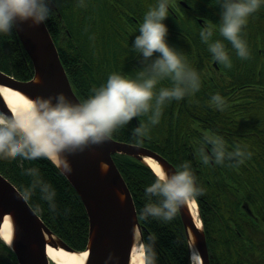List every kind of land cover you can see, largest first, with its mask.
Masks as SVG:
<instances>
[{
    "label": "trees",
    "instance_id": "obj_1",
    "mask_svg": "<svg viewBox=\"0 0 264 264\" xmlns=\"http://www.w3.org/2000/svg\"><path fill=\"white\" fill-rule=\"evenodd\" d=\"M53 1L58 11L52 9L45 23L59 50L58 54L68 74L70 85L81 102L93 95L94 88L104 85L112 73L135 78L142 65L138 53L133 50V41L139 35V26L146 12L157 3V0H83V7L80 6V0ZM170 2L178 3L179 0ZM216 15L218 17L215 19L219 23L220 15L217 13ZM123 16L129 19L130 25L127 26ZM252 17L253 20L263 23L264 27V6ZM165 23L178 30V21L172 14H169V19ZM127 30L129 32H126ZM178 46L177 44L176 47ZM198 47L202 55L190 53L186 56L196 71L201 70L200 57L204 59L203 68L206 75L203 77L199 74L202 78V89L181 101L166 103L160 123L155 126L149 125L150 131L147 136L140 138L133 135L136 128L133 119L114 132L111 138L152 149L164 156L177 171L181 170V165L185 163L190 165L197 178V186L204 190L196 199L202 209L210 249L215 252L218 246L214 193H221L223 198L232 193L231 201L234 203L237 216H243L239 207L243 199L248 198L256 212L264 206V193L262 196L256 194L257 181L260 182V177L255 178L257 172L251 167L255 164L259 166L264 191V98L258 100L256 112L244 111L246 107L252 106L250 90L229 92L228 89L237 84L245 85L246 81L239 77H231L232 81L228 78L216 81L209 72L214 59L208 47L202 42L198 43ZM219 66L228 72L229 69L221 64ZM0 70L20 81H27L33 77L32 60L24 49L15 27L11 35L0 34ZM258 76H261L264 82V75ZM161 84L164 85V82ZM159 88L158 85L157 90ZM217 93L225 102L223 110L211 103L212 96ZM205 110L215 113L219 120L217 129L223 131L224 135L220 133L207 135ZM136 119L138 125L148 122L147 115ZM209 136L223 138L224 148L218 151L212 149L209 154L210 141H207ZM237 152L245 154L250 152L252 155L250 159L245 158L247 163L238 164L239 158L235 156ZM217 153L225 155L222 164L215 162ZM205 157L208 159L207 164L204 163ZM212 157L214 164L210 162ZM114 160L135 202L142 229L146 264L149 259L151 264H192L188 237L179 212L170 221L152 217L144 219L141 215L146 204L157 200L146 192L157 176L148 165L133 157L116 154ZM29 168L38 169L39 179L50 184L55 190L54 203L57 209L56 211L50 209L49 203L42 199L39 188L27 199L31 207L40 214L47 227L60 240L77 253L85 251L89 241L88 215L80 196L61 170L48 159L32 161L21 157L0 159V173L22 193L26 188H31L33 183L34 178L25 174V170ZM232 184H235L236 192L231 187ZM218 197L221 198V195ZM243 221L249 227L257 226V223L247 218ZM225 228L228 229L224 226L220 232H224ZM0 264H18L14 252L1 240Z\"/></svg>",
    "mask_w": 264,
    "mask_h": 264
},
{
    "label": "clouds",
    "instance_id": "obj_2",
    "mask_svg": "<svg viewBox=\"0 0 264 264\" xmlns=\"http://www.w3.org/2000/svg\"><path fill=\"white\" fill-rule=\"evenodd\" d=\"M49 3L50 0H0V34L11 35L20 23L31 21L38 26L46 22L52 10ZM215 3L220 9L219 35L231 44L240 59H250L243 31L249 17L264 6V0H215ZM80 6H84L83 0ZM169 7L170 0H157L139 26L133 50L139 54L142 67L135 78L112 73L107 82L94 88L93 95L83 102L73 103L60 94L54 99L29 100L30 107L23 114L0 115V159H48L70 173L68 155L106 142L134 118L147 115L148 122L133 130L134 136L145 137L150 131L149 125L160 123L166 103L198 92L200 75L189 65L187 56L168 42L169 28L165 21L169 19ZM213 36L212 27H201L200 38L208 45L213 59L231 69L232 60L225 44L213 40ZM164 80H169L171 86L157 90ZM211 103L223 110L225 102L217 93L212 96ZM251 155L250 152L235 153L238 164H243ZM224 159L223 153H217L215 162L222 164ZM204 163H208L207 157ZM25 174L34 179L31 188L22 193L23 197L28 199L39 188L42 199L56 211V192L50 184L39 179V170L29 168ZM203 191L197 186V178L188 163L171 175L161 170L155 182L146 189L147 194L157 200L146 204L141 215L144 219L170 221L182 205L202 195ZM148 264H151L150 259Z\"/></svg>",
    "mask_w": 264,
    "mask_h": 264
},
{
    "label": "water",
    "instance_id": "obj_3",
    "mask_svg": "<svg viewBox=\"0 0 264 264\" xmlns=\"http://www.w3.org/2000/svg\"><path fill=\"white\" fill-rule=\"evenodd\" d=\"M50 6L57 9L52 0ZM20 41L34 65L31 80L20 81L0 70V111L14 115L1 88L22 93L30 100L55 98L63 94L73 103L80 100L70 85L58 48L46 23L38 26L31 21L15 27ZM136 124V123H135ZM138 126V124H137ZM115 154L145 162L155 160L169 175L176 169L156 152L135 144L110 138L67 156L70 173L58 167L80 196L89 221V257L85 264H130L133 247L142 229L131 192L116 163ZM187 230L190 247L196 245L203 264H209L204 232L199 229L187 203L179 208ZM6 219L12 224V249L19 264H50L48 246L77 253L42 222L17 187L0 173V229Z\"/></svg>",
    "mask_w": 264,
    "mask_h": 264
},
{
    "label": "flooded vegetation",
    "instance_id": "obj_4",
    "mask_svg": "<svg viewBox=\"0 0 264 264\" xmlns=\"http://www.w3.org/2000/svg\"><path fill=\"white\" fill-rule=\"evenodd\" d=\"M216 13L219 14L220 9L218 4L215 3V0H179L178 3L170 2L169 14H172L178 21V30L172 29L171 25L168 26V42L171 46L177 48L185 55H190V53H200L202 55L198 47V43L202 42L200 38L201 27L204 25L212 27L214 30L213 40H221L225 44L230 54L233 66L228 70V72H225L222 70V67L219 66V63L213 60L212 66L209 68L211 77L216 79V81L227 78L232 81L231 77H239V79L243 78L246 81L245 85L237 84L231 86L228 90L229 92H237L238 90L243 89L248 90L252 88L249 83L252 76L264 75L263 23L253 20L252 16L249 17L248 24L243 31V38L247 41L251 52V58L242 60L236 55V52L232 48L231 44L224 41L223 37L219 35V23L215 19L216 16L218 17ZM256 13H258V11ZM122 18L127 26L131 24L126 16H123ZM255 25L260 27V34H254L249 31V28ZM126 32H129V30ZM177 44L179 45L178 47H176ZM205 45L208 47L207 44ZM137 55L139 56V54ZM140 59L141 58L139 56V60ZM203 60L204 59L200 57L201 70H197V73L205 77L206 71L205 68H203ZM200 80V89H202L201 77ZM213 81L216 82L215 80ZM163 82L164 85L160 84V87L171 86V82L169 80H164ZM205 137L207 138V136ZM207 141H210L208 146L211 150L214 149L218 151L220 148H224L223 138H209ZM233 158L235 159V157ZM210 162H212V164L215 163L213 157ZM245 162L247 163L246 160ZM251 167L253 168V166ZM258 168L259 167L256 166V170L254 168L253 170L257 172ZM258 176L260 177V182L256 180V194L258 196H262L264 191L261 186L262 176L259 172L256 173L255 178ZM228 178L230 177L228 176ZM245 181L247 182V176H245ZM228 186H230L229 183ZM231 187L235 189V192L237 191L235 184H232ZM231 194L232 193H229L227 197L224 198L219 192L213 194L218 250L215 252L211 251L207 237L209 246V264H264V206H262L259 212H256L253 207V203L248 198L243 199L240 202L239 207L240 213L245 216H237L234 210V203L231 201ZM218 195H221V198H219ZM254 201L255 198L253 199V202ZM197 205L200 215L198 219L205 229L206 225L202 215V209L199 206V203ZM244 218L257 223V226L255 228L249 227V225L243 221ZM224 226H227L228 229L225 228L224 232H220V230L224 229Z\"/></svg>",
    "mask_w": 264,
    "mask_h": 264
},
{
    "label": "bare ground",
    "instance_id": "obj_5",
    "mask_svg": "<svg viewBox=\"0 0 264 264\" xmlns=\"http://www.w3.org/2000/svg\"><path fill=\"white\" fill-rule=\"evenodd\" d=\"M53 3H54V1H53ZM55 6L57 8L56 4H55ZM53 10L58 11V8L53 9ZM58 15L60 18H62V15L60 12H58ZM47 28H48V26H47ZM260 30H261L260 27L256 26V25L249 28V31L251 33H254V34H260L259 33ZM50 34H51V32H50ZM51 36H52V34H51ZM188 63L191 66V63L189 61H188ZM34 73H35V71H34ZM7 75H9V74H7ZM9 76H12V75H9ZM249 83L252 86V88L249 89L251 92L252 106L246 107V109L244 111L251 110L249 112L253 113V112H256L258 110V107H257V103L259 102L258 100L260 98H264V82L262 81L261 76H256V77L251 78ZM1 92H2L5 100L7 101L9 107L12 109L14 114H23V113L28 111V109L30 107V105H29L30 99L27 98L25 95H23L20 92L15 91V90L9 89V88H1ZM185 99H186V97H185ZM173 102H175V100H173L172 103ZM205 120H206L207 135H208V133H216V134L220 133V134L224 135L223 131L217 129L219 120L217 119V117L213 111L205 110ZM145 161H146V164H148L154 170L156 176H158L160 171L163 170L162 166L159 165V163H157L155 160L146 157ZM167 162L170 165H172L174 168H176L169 161H167ZM256 166L259 167L257 164H255L253 166V168L255 169ZM257 172H259V170ZM257 201L259 202V199H257ZM188 205L191 208L193 215L195 217L197 215V217H196L197 218V224L202 229V223L198 219L200 217V215H199V210H198V206H197L196 202L194 200H193V202L190 200V201H188ZM32 209H33V207H32ZM33 210L35 211V209H33ZM0 237L3 240H5L8 244H12L13 231H12V226H11L9 219H6L5 223L3 224V227L0 230ZM192 246H193V251H194V253H193L194 264H201V259L197 253L196 245L193 242H192ZM47 251H48V255H49L50 260L56 264H85L87 257H88V252L71 253V252L64 251L62 249H56V248L51 247V246H48ZM141 260H143V264H146L144 247L140 241V238L138 237L137 241L133 247V250H132L130 264H141Z\"/></svg>",
    "mask_w": 264,
    "mask_h": 264
},
{
    "label": "snow or ice",
    "instance_id": "obj_6",
    "mask_svg": "<svg viewBox=\"0 0 264 264\" xmlns=\"http://www.w3.org/2000/svg\"><path fill=\"white\" fill-rule=\"evenodd\" d=\"M141 264H143V260H141Z\"/></svg>",
    "mask_w": 264,
    "mask_h": 264
}]
</instances>
